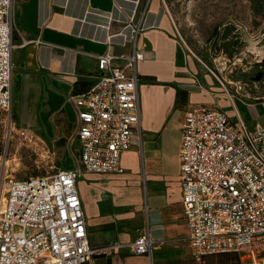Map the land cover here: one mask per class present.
<instances>
[{"label": "crops", "instance_id": "obj_1", "mask_svg": "<svg viewBox=\"0 0 264 264\" xmlns=\"http://www.w3.org/2000/svg\"><path fill=\"white\" fill-rule=\"evenodd\" d=\"M167 1L12 3L11 82L14 70L26 113L58 115L70 127L68 137L75 130L76 113L67 98L76 82L86 84L82 92L93 84L96 58L109 54L117 57L115 65L123 66L118 57L129 56L133 48L142 56L137 62L141 149L121 156V175H84L77 181L90 244L122 246L110 256H96L92 264H201L187 245L177 178L184 111L214 107L239 118L248 129L264 127V95L228 97L221 80L185 55L173 37ZM178 90L184 92L180 104ZM69 162L68 157L61 168H69ZM81 182L89 183L86 196ZM145 231L154 241L150 258L132 255L128 248Z\"/></svg>", "mask_w": 264, "mask_h": 264}, {"label": "built area", "instance_id": "obj_2", "mask_svg": "<svg viewBox=\"0 0 264 264\" xmlns=\"http://www.w3.org/2000/svg\"><path fill=\"white\" fill-rule=\"evenodd\" d=\"M12 3L0 0V119L12 106ZM116 58L97 57L93 84L67 98L76 113L66 142L70 167L21 180L3 171L0 264H92L96 256L121 249L120 243L90 244L77 189L84 175H121V156L141 149L137 62L142 56L133 48L118 57L123 66L114 64ZM218 83L228 97L239 95L240 88L231 93ZM14 130L10 124L8 140ZM177 178L187 245L197 262L235 253L240 264H264V127L251 130L217 108L190 106L183 114ZM153 247L145 231L128 248L150 258Z\"/></svg>", "mask_w": 264, "mask_h": 264}, {"label": "rangeland", "instance_id": "obj_3", "mask_svg": "<svg viewBox=\"0 0 264 264\" xmlns=\"http://www.w3.org/2000/svg\"><path fill=\"white\" fill-rule=\"evenodd\" d=\"M167 11L172 35L185 55L221 80L228 91L240 88L239 95L251 98L264 95V0H168ZM19 83L13 70L10 114L0 119V177L4 170L17 180L50 175L69 157L65 141L70 127L58 115L27 114ZM10 124L15 130L8 140ZM88 184L80 183L85 196ZM219 261L205 257L201 264Z\"/></svg>", "mask_w": 264, "mask_h": 264}, {"label": "trees", "instance_id": "obj_4", "mask_svg": "<svg viewBox=\"0 0 264 264\" xmlns=\"http://www.w3.org/2000/svg\"><path fill=\"white\" fill-rule=\"evenodd\" d=\"M85 85L86 84L84 82H82V81L76 82L73 93H75V94L82 93L83 88L85 87ZM183 94H184L183 91H181V90L177 91V96L178 97L176 99V104L182 103L181 97H182ZM205 257L219 258L220 259L219 264H223V263L228 264L230 262H234L233 264H240L239 257L235 253H219V254L208 255V256H205ZM202 263H203V260H202Z\"/></svg>", "mask_w": 264, "mask_h": 264}, {"label": "bare ground", "instance_id": "obj_5", "mask_svg": "<svg viewBox=\"0 0 264 264\" xmlns=\"http://www.w3.org/2000/svg\"><path fill=\"white\" fill-rule=\"evenodd\" d=\"M6 160V159H5ZM5 165V164H4Z\"/></svg>", "mask_w": 264, "mask_h": 264}]
</instances>
